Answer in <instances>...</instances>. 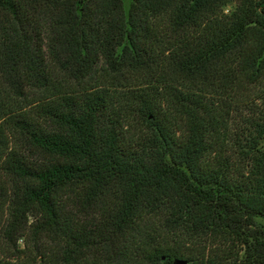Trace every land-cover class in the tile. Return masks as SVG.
<instances>
[{
  "label": "trees",
  "instance_id": "trees-1",
  "mask_svg": "<svg viewBox=\"0 0 264 264\" xmlns=\"http://www.w3.org/2000/svg\"><path fill=\"white\" fill-rule=\"evenodd\" d=\"M257 219L264 0H0V264H264Z\"/></svg>",
  "mask_w": 264,
  "mask_h": 264
},
{
  "label": "rangeland",
  "instance_id": "rangeland-1",
  "mask_svg": "<svg viewBox=\"0 0 264 264\" xmlns=\"http://www.w3.org/2000/svg\"><path fill=\"white\" fill-rule=\"evenodd\" d=\"M129 5V0H124V7L127 10ZM139 80L136 81V79L132 76H122V75H113L111 73H108L105 70L104 66H99L95 73L91 76V79L86 82L85 84L77 85L75 84L73 86L74 90L81 92L83 88L89 87V86H99L103 85L105 88H107L108 93L110 96L114 98V100L118 99V96H123L124 93L128 90L136 89L139 86ZM37 96H32L31 100H36ZM127 104V103H125ZM125 117L128 118L129 128L128 130V136L130 139H134L139 133V131L142 129L141 121L137 116L136 113V105H132L131 103H128L127 105H124L123 107ZM257 222L264 226V220L257 219ZM24 237V239H21L18 241L17 245L23 249L24 245L27 243H30V237L29 233H27ZM193 248L188 247V245H185L184 249H181V251L187 256L191 253V250ZM181 261H185V259H180ZM139 257H137V254L135 255L134 252L130 253L129 256V264H139ZM173 264V263H172ZM186 264H189L186 262Z\"/></svg>",
  "mask_w": 264,
  "mask_h": 264
},
{
  "label": "water",
  "instance_id": "water-1",
  "mask_svg": "<svg viewBox=\"0 0 264 264\" xmlns=\"http://www.w3.org/2000/svg\"><path fill=\"white\" fill-rule=\"evenodd\" d=\"M173 264H186L185 261H174Z\"/></svg>",
  "mask_w": 264,
  "mask_h": 264
}]
</instances>
